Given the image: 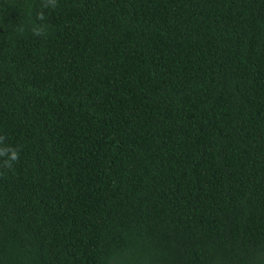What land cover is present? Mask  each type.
Returning <instances> with one entry per match:
<instances>
[{
    "label": "trees",
    "instance_id": "obj_1",
    "mask_svg": "<svg viewBox=\"0 0 264 264\" xmlns=\"http://www.w3.org/2000/svg\"><path fill=\"white\" fill-rule=\"evenodd\" d=\"M43 3L0 0V264H264V0Z\"/></svg>",
    "mask_w": 264,
    "mask_h": 264
},
{
    "label": "clouds",
    "instance_id": "obj_2",
    "mask_svg": "<svg viewBox=\"0 0 264 264\" xmlns=\"http://www.w3.org/2000/svg\"><path fill=\"white\" fill-rule=\"evenodd\" d=\"M56 4H57V0H44L43 7L44 8H49V7L54 8ZM38 19L40 20L44 19L43 13H40L38 15ZM45 28L46 26L34 27L32 29L33 35L37 37L45 35ZM2 140H3V137H0V141ZM0 158H3L2 161H0V166L11 170L13 168V165L19 162L20 153L17 149L4 147V148H0Z\"/></svg>",
    "mask_w": 264,
    "mask_h": 264
}]
</instances>
